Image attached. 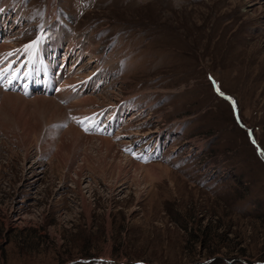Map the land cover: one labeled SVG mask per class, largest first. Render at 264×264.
Returning a JSON list of instances; mask_svg holds the SVG:
<instances>
[{
	"label": "rangeland",
	"instance_id": "1",
	"mask_svg": "<svg viewBox=\"0 0 264 264\" xmlns=\"http://www.w3.org/2000/svg\"><path fill=\"white\" fill-rule=\"evenodd\" d=\"M0 46V264H264V0H0Z\"/></svg>",
	"mask_w": 264,
	"mask_h": 264
},
{
	"label": "bare ground",
	"instance_id": "2",
	"mask_svg": "<svg viewBox=\"0 0 264 264\" xmlns=\"http://www.w3.org/2000/svg\"><path fill=\"white\" fill-rule=\"evenodd\" d=\"M9 17H11V16H9ZM19 18H20V16H18ZM10 21V20H9ZM55 44V43H54ZM40 46H41V48L42 47H44L45 45H43L42 43H40ZM1 47V46H0ZM39 56H41V55H39ZM0 92H2L4 95H5V99H4V103H11L14 99H17V98H19V99H23V98H25V97H23L22 95H20V94H17V93H11V92H3V91H1L0 90ZM40 97H43V96H40ZM39 96H37V97H35L36 99H39L40 98ZM93 100V99H92ZM5 105V104H4ZM70 132H71V142L73 141L74 143L75 142H77V141H79L80 142V139L81 138H84V134H81L80 132H79V130L78 129H76V128H72L71 130H70ZM96 137V136H95ZM67 139V138H66ZM88 140V141H90V139H92V138H88V137H85V140ZM97 139H99L100 140V143L102 144V146H106V147H108V148H112V146L114 145V143L110 140V139H108V138H106V137H100V138H97ZM84 140V141H85ZM62 141L63 142H66V140H64V139H62ZM72 142V143H73ZM81 144V143H80ZM132 163H134V162H132ZM134 164H136V163H134ZM136 165H138V164H136Z\"/></svg>",
	"mask_w": 264,
	"mask_h": 264
},
{
	"label": "snow or ice",
	"instance_id": "3",
	"mask_svg": "<svg viewBox=\"0 0 264 264\" xmlns=\"http://www.w3.org/2000/svg\"><path fill=\"white\" fill-rule=\"evenodd\" d=\"M85 130L87 131V128H85Z\"/></svg>",
	"mask_w": 264,
	"mask_h": 264
}]
</instances>
